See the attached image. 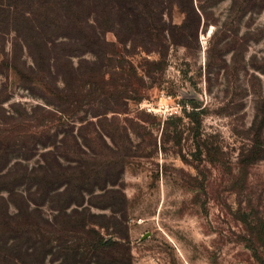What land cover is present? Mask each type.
Segmentation results:
<instances>
[{
	"label": "rangeland",
	"instance_id": "rangeland-1",
	"mask_svg": "<svg viewBox=\"0 0 264 264\" xmlns=\"http://www.w3.org/2000/svg\"><path fill=\"white\" fill-rule=\"evenodd\" d=\"M257 142L264 0H0V264H264Z\"/></svg>",
	"mask_w": 264,
	"mask_h": 264
},
{
	"label": "trees",
	"instance_id": "trees-1",
	"mask_svg": "<svg viewBox=\"0 0 264 264\" xmlns=\"http://www.w3.org/2000/svg\"><path fill=\"white\" fill-rule=\"evenodd\" d=\"M200 7H202V5L198 7L201 10L202 8H200ZM258 153L264 154V143L257 142V143L252 144L250 146V148L248 149L247 154L244 155L243 162L254 159V156L258 155ZM259 229L260 230L258 231V234L263 233L264 232V224H262V227ZM255 256L258 257V255L256 253H255Z\"/></svg>",
	"mask_w": 264,
	"mask_h": 264
}]
</instances>
